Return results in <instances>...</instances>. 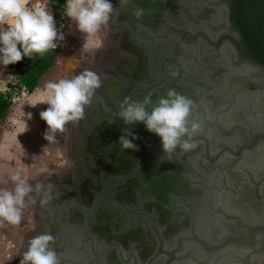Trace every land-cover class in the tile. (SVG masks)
Segmentation results:
<instances>
[{
    "label": "flooded vegetation",
    "instance_id": "1",
    "mask_svg": "<svg viewBox=\"0 0 264 264\" xmlns=\"http://www.w3.org/2000/svg\"><path fill=\"white\" fill-rule=\"evenodd\" d=\"M110 2L120 10L119 0ZM229 5L130 0L103 28L101 46L72 76L87 68L102 86L85 118L67 126V164L29 181L52 183L60 195L44 208L28 206L33 227L15 264L42 224L56 237L61 264H264V68L250 64ZM169 89L195 101L191 119L201 125L195 148L177 149L171 162L144 123L118 116L126 97L151 94L155 105ZM126 131L138 150H121ZM157 170L160 182L147 184Z\"/></svg>",
    "mask_w": 264,
    "mask_h": 264
},
{
    "label": "clouds",
    "instance_id": "2",
    "mask_svg": "<svg viewBox=\"0 0 264 264\" xmlns=\"http://www.w3.org/2000/svg\"><path fill=\"white\" fill-rule=\"evenodd\" d=\"M129 2L119 0L120 10ZM120 10H115L110 0H66L64 13L85 35L84 48L92 37L119 15ZM133 15L140 19L144 10L138 8ZM57 40L63 41L64 36L57 31L54 17L43 0H0V64L4 67L19 63L25 57L31 58L33 53L44 54L56 49ZM101 86L100 75L87 68L72 79L48 82L45 94L49 107L40 113L48 126L45 140L55 142L56 135L66 132L69 124L75 125L83 120L86 107L91 105ZM196 106L190 97L169 89L155 105L151 94L145 96L143 101L126 97L119 103L118 116L127 125L144 123L149 132L161 138L164 157L171 162L177 149L189 152L196 146L194 137L201 131V125L191 119ZM131 135V132L126 131L120 137L121 150H138L128 139ZM133 139L138 137L133 136ZM11 179L15 184L14 189L0 190V227L5 223L20 225L23 210L29 205H36L39 201L40 208H44L60 195L56 192L54 197L55 185L52 183L47 187L41 183L33 186L22 180L19 173L12 175ZM55 243L56 237L51 232L36 235L28 241L27 251L23 253L20 264H61L53 248Z\"/></svg>",
    "mask_w": 264,
    "mask_h": 264
},
{
    "label": "rangeland",
    "instance_id": "3",
    "mask_svg": "<svg viewBox=\"0 0 264 264\" xmlns=\"http://www.w3.org/2000/svg\"><path fill=\"white\" fill-rule=\"evenodd\" d=\"M43 3L47 5V10L53 15L57 31L63 34L64 40H57L56 63L44 77L40 87L31 94L14 93L12 105L0 121V190L14 189L15 184L11 179L14 174L19 173L22 180L29 183V181L47 177L50 172L54 171L53 167H62L67 164V147L65 145L67 131L58 133L55 142L49 143L44 138L48 126L41 119L40 113L49 107L46 104L45 85L48 82L71 79L74 76L73 72L84 69L83 66L91 61V54L103 42L101 41L104 32L102 29L92 37L88 46L83 48L85 35L78 31L75 22L65 15V11H55L49 0H43ZM127 58L124 63L126 67L132 65L131 58ZM14 82L13 73L0 64V92L8 90L7 85ZM97 133L98 125L91 123L88 139L95 140ZM155 173L157 179L149 178L147 184L154 185V183L160 182L162 173L160 170ZM165 173L174 178V173L168 170ZM165 177L164 175L163 178ZM174 181L168 178L164 183L170 184ZM32 227V210L29 207L23 210V219L20 225L13 226L5 223L0 227V264H15L18 248L23 245L22 241ZM132 230L137 236V229L133 227ZM41 233H43V229L40 231Z\"/></svg>",
    "mask_w": 264,
    "mask_h": 264
},
{
    "label": "trees",
    "instance_id": "4",
    "mask_svg": "<svg viewBox=\"0 0 264 264\" xmlns=\"http://www.w3.org/2000/svg\"><path fill=\"white\" fill-rule=\"evenodd\" d=\"M51 7L57 12H64L66 0H49ZM57 49L44 54L33 53L32 57H25L21 62L6 68L15 76V82L7 85L6 91L0 92V121L12 105L13 94H31L38 89L44 77L53 68L57 59Z\"/></svg>",
    "mask_w": 264,
    "mask_h": 264
},
{
    "label": "water",
    "instance_id": "5",
    "mask_svg": "<svg viewBox=\"0 0 264 264\" xmlns=\"http://www.w3.org/2000/svg\"><path fill=\"white\" fill-rule=\"evenodd\" d=\"M228 21L255 60L250 64L264 68V0H230Z\"/></svg>",
    "mask_w": 264,
    "mask_h": 264
},
{
    "label": "bare ground",
    "instance_id": "6",
    "mask_svg": "<svg viewBox=\"0 0 264 264\" xmlns=\"http://www.w3.org/2000/svg\"><path fill=\"white\" fill-rule=\"evenodd\" d=\"M186 1V0H185ZM201 7V6H200ZM183 13V12H182ZM125 14V13H124ZM127 14V13H126ZM204 14H208V13H204ZM207 17V16H206ZM205 17V18H206ZM209 17V16H208ZM207 17V18H208ZM206 18V19H207ZM187 19V18H186ZM200 22V21H199ZM117 37H118V35H117ZM198 48V47H197ZM199 51H200V49H199ZM136 52V51H135ZM103 53V52H102ZM203 55V54H202ZM206 56H203V58H205ZM128 59V58H127ZM229 60H230V58H229ZM130 61V60H129ZM227 66V65H226ZM224 83V82H223ZM225 94V93H224ZM216 102V101H215ZM261 127V126H260ZM260 129V128H259ZM256 156V155H255ZM83 157V156H82ZM261 165L264 167V153H263V155L261 156ZM79 160V159H78ZM255 162V161H254ZM79 163V162H78ZM251 163V162H250ZM253 163V162H252ZM255 167V166H254ZM251 169V168H250ZM264 169V168H263ZM253 170V169H252ZM254 171V170H253ZM224 202V201H223ZM225 209V208H224ZM225 212V211H224ZM228 212V211H227ZM233 213V212H232ZM72 216V215H71ZM70 216V217H71ZM109 216V215H108ZM112 216V215H111ZM113 218V217H112ZM263 219H264V213H263V217H262ZM258 219V218H257ZM111 220V219H110ZM137 220V219H136ZM260 220V219H259ZM127 221H129L128 219H127ZM246 221V220H245ZM132 222V221H131ZM144 222V221H143ZM253 222V221H252ZM127 224V223H126ZM133 224V223H132ZM138 224V223H137ZM218 224V223H217ZM219 225V224H218ZM139 228V227H138ZM43 229V233L44 232H50L49 230H48V228L46 227L45 228V226H43V224L41 225V227L40 226H37V234L36 235H39L40 234V231ZM126 229V228H125ZM135 229H137V228H135ZM130 230V229H129ZM137 231V230H136ZM128 232V231H127ZM146 233V232H145ZM250 251V250H249Z\"/></svg>",
    "mask_w": 264,
    "mask_h": 264
}]
</instances>
